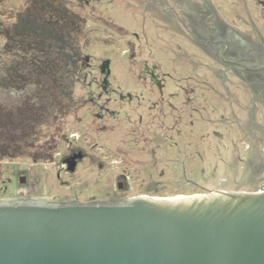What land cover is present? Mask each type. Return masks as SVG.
I'll return each instance as SVG.
<instances>
[{
	"label": "rangeland",
	"instance_id": "374dc122",
	"mask_svg": "<svg viewBox=\"0 0 264 264\" xmlns=\"http://www.w3.org/2000/svg\"><path fill=\"white\" fill-rule=\"evenodd\" d=\"M89 1L91 5L68 0L71 10L85 17L81 42L91 64L76 87V110L50 129L58 152L43 162L26 156L0 159V200L104 201L123 189L117 184L124 177L128 189L119 196L129 198L147 189L152 196L259 190L264 183V118L256 113L257 127H248L250 110L239 85L227 82L225 89L212 68L199 64L213 66L211 60L179 29L166 31L163 23L154 26L147 20V41L141 14L117 7L114 12L107 0ZM211 2L246 43L264 41V0ZM29 4L0 0V110L18 111L33 88L6 84L7 69L24 56L20 49H7L6 27ZM172 8L180 14L181 9ZM132 30L140 38L134 37L135 50L129 52ZM153 61L173 76L167 85L173 97L147 94V66ZM101 62L107 72L98 71ZM235 91L239 104L231 100ZM153 99L160 103L150 109ZM23 176L26 183L20 181ZM158 185L157 191L151 189Z\"/></svg>",
	"mask_w": 264,
	"mask_h": 264
},
{
	"label": "water",
	"instance_id": "95a60500",
	"mask_svg": "<svg viewBox=\"0 0 264 264\" xmlns=\"http://www.w3.org/2000/svg\"><path fill=\"white\" fill-rule=\"evenodd\" d=\"M0 264H264V185L117 203L0 200Z\"/></svg>",
	"mask_w": 264,
	"mask_h": 264
},
{
	"label": "trees",
	"instance_id": "16d2710c",
	"mask_svg": "<svg viewBox=\"0 0 264 264\" xmlns=\"http://www.w3.org/2000/svg\"><path fill=\"white\" fill-rule=\"evenodd\" d=\"M84 18L68 0H30L6 27L7 49L24 51L7 69L6 84L33 88L24 107L0 110V159L55 158L58 146L50 129L76 110V87L89 66L81 42ZM121 180L127 187L125 177Z\"/></svg>",
	"mask_w": 264,
	"mask_h": 264
},
{
	"label": "flooded vegetation",
	"instance_id": "af4514ba",
	"mask_svg": "<svg viewBox=\"0 0 264 264\" xmlns=\"http://www.w3.org/2000/svg\"><path fill=\"white\" fill-rule=\"evenodd\" d=\"M107 2H109L111 9L114 10V12L117 7L124 11H134L137 14H141V25L147 41V34L145 33L144 28L147 20L151 21L154 26L163 23L161 25L166 31L179 29L181 35L187 42L200 49V51L211 60L213 66H210L207 63L199 64H201V66H209L212 68V72L214 73L213 77L219 82H223L222 84L225 86V89L228 85L227 82L239 85L237 86V89L245 96V105L248 111L250 110L249 118L245 120V123L249 122L248 127H257V125L255 126V124L258 123L255 121V114L259 113L261 117L264 118V70H246L231 64L229 61L234 60L240 62L250 68L263 65L264 41H261L260 45L252 42L246 43L245 40L240 37V31L232 29L228 24H225L223 17L219 15L217 8L213 6L214 3H212L211 0H107ZM84 3L86 5H91L89 0H85ZM172 6L181 9L180 14L176 13ZM105 15L107 16L108 13ZM106 16H99V18L96 16V19H107L108 21L109 19ZM110 23H112V21H110ZM120 29L124 30L122 26H120ZM127 32L129 33L130 31ZM131 33L133 38L128 39V44L131 45L130 48H128L129 52L135 50L134 47L136 43L134 37L136 36L137 38H140V35L135 30H132ZM154 50L155 52L157 51V49ZM109 63L107 62V65L111 67ZM87 64H91L90 60L87 61ZM105 64H102V62L100 63L98 66L99 72L104 70L105 72L108 71ZM214 64L221 71L217 70L216 72L213 70V67L215 66ZM147 68V76H149L147 78L151 85L147 94L152 93L154 99L160 95H163V99L165 98L166 93L168 96L173 97L174 94L172 90L167 86L171 84L173 76H171L169 72L162 70L156 61H153V65H151V67L147 66ZM187 77L191 79L194 78L193 76ZM105 78L106 76L103 73L100 81L102 87H105L106 85ZM204 81L206 83V80ZM240 84L244 85L246 90L241 89ZM236 94H238V92L235 91L231 100H236L239 104L240 100L235 97ZM154 99L149 105L150 109L155 108L156 105L160 103V100L157 101ZM169 104V108L172 109L173 104L171 102ZM262 185H264V183ZM117 187L119 189L121 188L123 191L124 189H128V187L125 186V183L121 180L118 181ZM155 188L158 189L159 185L153 186L151 189L154 190ZM122 190L116 191L114 196L108 197L109 199L104 201H93V203H117L128 199L129 197L119 196V192L122 193ZM148 193L150 192L147 189L145 194L148 195ZM71 202L80 203V201L77 200Z\"/></svg>",
	"mask_w": 264,
	"mask_h": 264
},
{
	"label": "crops",
	"instance_id": "0c3cea01",
	"mask_svg": "<svg viewBox=\"0 0 264 264\" xmlns=\"http://www.w3.org/2000/svg\"><path fill=\"white\" fill-rule=\"evenodd\" d=\"M236 101V100H235ZM236 102H238V101H236ZM238 104V103H237ZM249 118V117H248ZM248 121V120H247ZM224 190H226V189H224Z\"/></svg>",
	"mask_w": 264,
	"mask_h": 264
}]
</instances>
